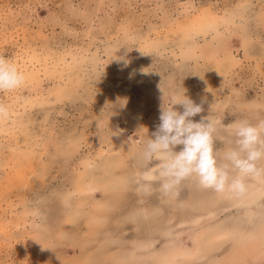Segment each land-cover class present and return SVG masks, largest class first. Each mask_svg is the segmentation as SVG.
Here are the masks:
<instances>
[{"label": "rangeland", "instance_id": "1", "mask_svg": "<svg viewBox=\"0 0 264 264\" xmlns=\"http://www.w3.org/2000/svg\"><path fill=\"white\" fill-rule=\"evenodd\" d=\"M0 56L38 75L0 92V264H264V201L139 188L174 94L217 124L220 157L229 125L264 119V0H0Z\"/></svg>", "mask_w": 264, "mask_h": 264}, {"label": "clouds", "instance_id": "2", "mask_svg": "<svg viewBox=\"0 0 264 264\" xmlns=\"http://www.w3.org/2000/svg\"><path fill=\"white\" fill-rule=\"evenodd\" d=\"M25 76L9 58L0 56V92L21 88ZM181 106L183 111L176 110ZM0 103V119L8 116ZM203 112L202 104L179 92L160 108L159 124L144 144L141 157L145 169L139 173V188L148 192L155 181L165 195L185 180L195 177L198 185L218 195L244 197L250 179H264V119L255 124L241 120L228 127L231 136L223 156L215 147L217 124ZM179 148V151L176 149ZM155 162V163H154Z\"/></svg>", "mask_w": 264, "mask_h": 264}, {"label": "bare ground", "instance_id": "3", "mask_svg": "<svg viewBox=\"0 0 264 264\" xmlns=\"http://www.w3.org/2000/svg\"><path fill=\"white\" fill-rule=\"evenodd\" d=\"M4 20V19H3ZM196 20V19H195ZM200 20V19H199ZM202 20V19H201ZM193 22H195V21H193ZM205 22V21H204ZM192 23V22H191ZM190 23V24H191ZM197 23V22H196ZM201 23V22H200ZM209 24V23H208ZM213 24V23H212ZM202 25V24H201ZM199 26V25H198ZM200 27V26H199ZM187 27H185L184 29H186ZM196 28V27H195ZM188 29V28H187ZM197 29V28H196ZM209 29H210V27H209ZM198 30V29H197ZM193 31H194V29H193ZM190 34V33H189ZM250 51V50H249ZM35 57V56H34ZM92 57H94V56H91V58ZM96 57V56H95ZM246 57V56H245ZM257 57V56H256ZM88 58V57H87ZM36 59V58H35ZM39 59V58H38ZM37 59V60H38ZM51 59V58H50ZM72 59H73V57H72ZM89 59V58H88ZM92 59H94V58H92ZM91 59V60H92ZM31 60V59H30ZM87 60V59H86ZM98 60V59H97ZM59 61V60H58ZM67 61V60H66ZM93 61V60H92ZM36 62H38V61H36ZM40 62V61H39ZM50 62H51V60H50ZM55 62V61H54ZM59 62H61V61H59ZM76 62V61H75ZM31 64H32V61L30 62ZM41 64V63H40ZM33 65V64H32ZM38 65V64H37ZM43 65V64H42ZM63 65V64H62ZM67 65V64H66ZM121 65V64H120ZM27 66V65H26ZM68 66V65H67ZM53 67V66H52ZM51 67V68H52ZM55 68H53L52 70H57L58 68V66L57 65H55L54 66ZM22 68V67H21ZM39 68V67H38ZM51 68H49L48 67V64H46L45 65V70H46V74H49V73H51V71L49 72V70L51 69ZM25 69H26V67H25ZM87 69V68H86ZM66 70V69H65ZM31 71V70H30ZM54 71V72H55ZM61 72V71H60ZM136 72V71H135ZM22 73L24 74V72L22 71ZM26 76H30V81L32 82V80L34 79V77H37L38 75H36V73H34V72H29L28 70H26ZM62 73V72H61ZM41 74V73H40ZM44 74V73H43ZM64 74V73H63ZM35 75V76H34ZM65 75L66 76H68L66 73H65ZM72 75V74H71ZM76 75H77V73H76ZM25 76V75H24ZM25 76V77H26ZM75 76V75H74ZM80 76V75H79ZM65 77V76H64ZM63 77V78H64ZM72 78V77H71ZM74 78V77H73ZM77 78V77H76ZM75 78V79H76ZM79 78V77H78ZM27 79V78H26ZM75 79H74V81H75ZM80 79V78H79ZM40 80V79H39ZM80 81V80H79ZM37 82H38V79H37ZM66 82H67V79H66ZM70 83V82H69ZM69 83L67 84V85H69ZM72 83V82H71ZM78 83V82H77ZM62 84V83H61ZM38 85V84H37ZM40 85V84H39ZM57 85V84H56ZM67 85H63L64 87H66V90H67ZM76 85V84H75ZM142 85V84H141ZM61 86V85H60ZM69 86H71V84L69 85ZM82 86V85H81ZM62 87V86H61ZM60 87V88H61ZM59 88V89H60ZM62 89V88H61ZM64 90L65 89H63V92H64ZM69 90H71V87H70V89ZM57 91V90H56ZM58 91H61V90H58ZM58 91L56 92V93H58ZM75 91V90H74ZM55 92V91H54ZM66 92V91H65ZM68 92V91H67ZM71 92V91H70ZM62 93V92H61ZM63 94V93H62ZM68 94V93H67ZM59 95V94H58ZM66 95V94H65ZM60 97V96H59ZM68 97H69V95H68ZM37 99V98H36ZM39 100V99H38ZM42 100V99H41ZM13 101V100H12ZM15 101V100H14ZM29 101H32V100H29ZM12 103V102H11ZM31 103V102H30ZM262 103V102H261ZM15 104V103H14ZM14 104H12V105H14ZM17 104V103H16ZM19 104V103H18ZM17 104V105H18ZM16 105V106H17ZM38 105V104H37ZM263 106V105H262ZM10 107V106H9ZM15 107V106H14ZM27 107V106H26ZM11 108V107H10ZM10 108L8 109V110H10ZM251 109L253 108L252 106L250 107ZM179 110V109H178ZM179 111H182V109H180ZM12 112V111H11ZM256 113V110L255 111H253V110H251L250 111V113L252 114V113ZM19 114V113H18ZM10 115H11V113H10ZM17 115V114H16ZM24 116H25V114H24ZM22 117V116H21ZM7 118H9V116L7 117ZM152 118H154V117H152ZM21 119V118H20ZM152 120V119H151ZM200 120V119H199ZM198 120V121H199ZM1 121H3V119L1 120ZM11 121V120H10ZM15 121V120H14ZM18 121V120H17ZM149 121V120H148ZM6 122V121H5ZM150 122V121H149ZM148 122V123H149ZM156 122V121H155ZM21 123V122H20ZM14 124V123H13ZM12 124V125H13ZM152 124V123H151ZM157 124V123H156ZM15 129V128H14ZM12 130V129H11ZM224 132V131H223ZM13 133V132H12ZM121 142V141H120ZM116 144V143H115ZM117 145H118V143H117ZM123 145V144H122ZM124 146V145H123ZM128 146H130V145H128ZM111 147V146H110ZM119 148V147H118ZM117 148V149H118ZM111 149V148H110ZM106 150H108V149H106ZM116 149H113L111 152L112 153H110V154H114V151H115ZM137 150V149H136ZM105 151V150H104ZM110 151V150H109ZM139 151V150H138ZM141 152V151H140ZM124 153V152H123ZM108 154V153H107ZM109 154V155H110ZM136 154V153H135ZM124 155V154H123ZM139 155V154H138ZM107 156V155H106ZM116 156H117V154H116ZM115 156V157H116ZM125 156V155H124ZM117 158V157H116ZM123 158V157H122ZM137 159H139V161H141V158L139 157V156H137ZM120 160V159H119ZM92 162V161H91ZM96 165V164H95ZM109 165V164H108ZM110 167H111V165H110ZM89 168H91V166L89 167ZM92 168H93V165H92ZM109 168V167H108ZM95 170V169H94ZM92 171V170H91ZM94 172V171H93ZM92 172V173H93ZM90 174V173H89ZM98 177V176H97ZM249 181H254L255 183H257V184H259V189H257V187H251V189H249L248 190V196H246L245 198H244V201H245V203H249V205H252V208H259L260 209V207H261V205H260V203H261V201H264V179H250ZM85 183V182H84ZM84 188V187H83ZM90 188V187H89ZM201 188V187H200ZM252 191V192H251ZM120 197V196H119ZM225 197V196H224ZM228 197V196H227ZM226 198V197H225ZM234 198V197H233ZM219 199V198H218ZM233 201V200H232ZM184 206H185V204H184ZM204 208V207H203ZM207 208V207H206ZM184 209V208H183ZM248 211V210H247ZM252 212V211H251ZM259 215V214H258ZM251 216V215H250ZM264 216V215H263ZM155 217V216H154ZM256 217H257V214H256ZM158 220V219H157ZM262 220V219H261ZM72 221V220H71ZM43 222V221H42ZM121 222V221H120ZM45 223V222H44ZM155 223H157L156 221H155ZM140 225L141 226H139V228L140 227H142V228H144L143 226H142V224L140 223ZM154 227H156L157 225L156 224H152ZM222 229L220 230V229H218V230H220V231H214L213 232V235H212V238H214L215 240H219V239H221L222 237H224V236H228V234H227V231H226V229H224V227H221ZM217 229V228H216ZM155 230V229H154ZM62 231V230H61ZM212 231V230H211ZM208 232V231H207ZM212 233V232H211ZM205 234V233H204ZM256 235V234H255ZM207 237V236H206ZM152 238H154V237H152ZM236 238V237H235ZM226 239H228V238H226ZM224 239H222V241H223ZM221 241V242H222ZM226 241V240H225ZM207 242V241H206ZM206 242H205V244H206ZM218 242V241H217ZM147 243H148V245L149 246H154V243L152 242H148L147 241ZM220 243V242H219ZM202 245V244H201ZM209 245V244H208ZM144 246V245H143ZM252 246V245H251ZM180 253H182V254H184V255H187L188 253H187V251H185V250H181V251H178V252H176L175 253V255H177V256H179V254ZM119 255V254H118ZM119 257H121V256H119ZM126 258V257H125ZM127 259H128V257H127ZM184 259V258H183ZM119 260V259H118ZM123 260V259H122ZM129 260V259H128ZM176 261V260H175ZM173 264L175 263V262H172ZM171 262H169V261H165L163 264H172Z\"/></svg>", "mask_w": 264, "mask_h": 264}]
</instances>
